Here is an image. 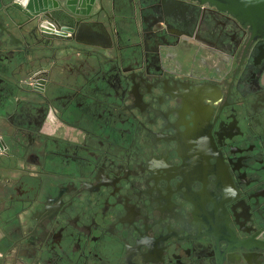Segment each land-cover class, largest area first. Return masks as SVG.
I'll return each instance as SVG.
<instances>
[{
  "label": "flooded vegetation",
  "instance_id": "1",
  "mask_svg": "<svg viewBox=\"0 0 264 264\" xmlns=\"http://www.w3.org/2000/svg\"><path fill=\"white\" fill-rule=\"evenodd\" d=\"M0 264H264V29L0 0Z\"/></svg>",
  "mask_w": 264,
  "mask_h": 264
},
{
  "label": "water",
  "instance_id": "2",
  "mask_svg": "<svg viewBox=\"0 0 264 264\" xmlns=\"http://www.w3.org/2000/svg\"><path fill=\"white\" fill-rule=\"evenodd\" d=\"M226 10L240 19L264 29V0H199Z\"/></svg>",
  "mask_w": 264,
  "mask_h": 264
}]
</instances>
